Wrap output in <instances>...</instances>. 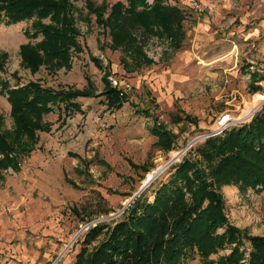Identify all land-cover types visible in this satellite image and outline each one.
I'll list each match as a JSON object with an SVG mask.
<instances>
[{"label": "rangeland", "instance_id": "rangeland-1", "mask_svg": "<svg viewBox=\"0 0 264 264\" xmlns=\"http://www.w3.org/2000/svg\"><path fill=\"white\" fill-rule=\"evenodd\" d=\"M86 1L109 8L118 0H69L78 51L70 48L68 70L40 66L31 73L22 67L19 47L37 44L41 36H26L30 21L0 23V55H5L0 81L6 80L10 87L37 82L51 89L80 91L90 82L98 93L100 78L109 73L107 80L125 96L116 110L108 109L102 98H78L82 113L64 116L54 111L42 116L41 123L49 130L35 132L36 142L27 155L19 153L16 170L0 173V264L72 263L87 228L96 223L111 226L148 177L145 188L151 185L141 199L151 202L171 168L207 140L198 136L209 131L220 114L244 124L264 104V0H193L205 7L202 12L193 10L190 0H167L184 16L180 48L174 51L167 40L148 38L139 51L150 62L130 71L120 63L129 57L111 49L107 31L95 23ZM42 22L49 24L47 19ZM256 94L263 100L254 103ZM10 111L0 93L1 131L13 129ZM155 124L173 135L169 151L154 146L149 128ZM173 152H182L175 162ZM130 165L147 171H133ZM219 193L229 225L249 236L264 237V190L239 192L227 184L220 186ZM101 239L103 233L90 246ZM242 248L246 258L249 245L244 240ZM227 253L210 255V264ZM179 264L203 263L195 254H187Z\"/></svg>", "mask_w": 264, "mask_h": 264}, {"label": "trees", "instance_id": "trees-1", "mask_svg": "<svg viewBox=\"0 0 264 264\" xmlns=\"http://www.w3.org/2000/svg\"><path fill=\"white\" fill-rule=\"evenodd\" d=\"M166 1L118 0L109 8L104 3L93 6L86 1V7L94 14L95 23L107 31L111 49H120L129 57V61L120 59V63L130 71L150 62L139 51L148 38L167 40L174 51L180 48L184 16ZM71 8L69 0H0L1 24L30 21L26 36H41L37 44L19 47L22 67L31 73L40 66L69 69L70 48L78 51ZM45 19L49 24L42 22ZM4 59L1 54L0 72ZM108 76L104 73L100 78L98 93L90 82L79 91L51 89L37 82L10 87L1 80L0 93L11 107L13 129L0 130V173L7 168L16 170L19 153L27 155L36 142L35 132L49 130L41 123L42 116L54 111L64 116L82 113L78 98H102L108 109H118L125 96L111 85ZM11 77L17 81L14 74ZM138 113L147 117L144 110ZM149 134L155 138L158 150L171 149L174 137L162 125H152ZM130 166L133 171H147L144 166ZM171 169L167 180L153 191L151 202L141 199L149 184L111 226L96 223L88 227L70 264H179L187 254H195L203 264H210L209 256L220 250L228 253L213 264H242L244 260L245 264H264V237L249 236L229 225L219 193L220 186L227 184L236 186L239 192L247 188L264 190V104L247 123L232 127L221 137L205 140ZM63 180L74 187L65 177ZM102 233L103 239L91 247L90 243ZM243 240L249 245L246 258Z\"/></svg>", "mask_w": 264, "mask_h": 264}, {"label": "built area", "instance_id": "built-area-1", "mask_svg": "<svg viewBox=\"0 0 264 264\" xmlns=\"http://www.w3.org/2000/svg\"><path fill=\"white\" fill-rule=\"evenodd\" d=\"M189 6L196 12H202L205 9L204 6H201L193 0H190ZM241 123L243 122L239 121L238 119H233L227 113L220 114L210 130L198 136V138L200 137L198 140H205L208 138L220 136L225 131H228L232 127H235L236 125H239Z\"/></svg>", "mask_w": 264, "mask_h": 264}, {"label": "bare ground", "instance_id": "bare-ground-1", "mask_svg": "<svg viewBox=\"0 0 264 264\" xmlns=\"http://www.w3.org/2000/svg\"><path fill=\"white\" fill-rule=\"evenodd\" d=\"M263 100V95H260V94H256L255 96H254V103H256V102H258V101H262ZM253 107H254V105H252V106H250V107H247L246 109H245V112H244V114H243V116H246L247 114H249V112L253 109ZM242 116V117H243ZM182 154V152H180V153H176V152H173V153H171V159H172V161H176L178 158H179V156ZM161 168V167H160ZM165 170V166L164 167H162L161 169H159L158 171H157V175H159V174H161L163 171ZM156 175V176H157ZM155 177V176H154Z\"/></svg>", "mask_w": 264, "mask_h": 264}, {"label": "water", "instance_id": "water-1", "mask_svg": "<svg viewBox=\"0 0 264 264\" xmlns=\"http://www.w3.org/2000/svg\"><path fill=\"white\" fill-rule=\"evenodd\" d=\"M151 177H148V178H145L144 182L142 184H140L137 192L135 194H133L131 197H130V200L121 207V210L120 212L122 213L123 209L125 207H127L136 197H138V195L144 190V188L148 185L149 183V180H150Z\"/></svg>", "mask_w": 264, "mask_h": 264}]
</instances>
